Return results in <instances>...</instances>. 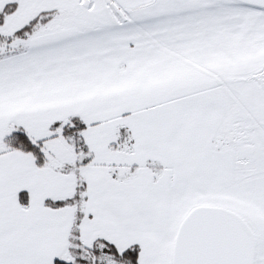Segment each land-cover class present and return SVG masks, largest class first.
<instances>
[{
  "label": "snow or ice",
  "instance_id": "6c2138e0",
  "mask_svg": "<svg viewBox=\"0 0 264 264\" xmlns=\"http://www.w3.org/2000/svg\"><path fill=\"white\" fill-rule=\"evenodd\" d=\"M0 264H264V0H0Z\"/></svg>",
  "mask_w": 264,
  "mask_h": 264
}]
</instances>
